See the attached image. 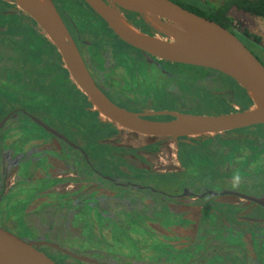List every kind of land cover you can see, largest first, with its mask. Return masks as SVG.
<instances>
[{"label":"flooded vegetation","instance_id":"flooded-vegetation-1","mask_svg":"<svg viewBox=\"0 0 264 264\" xmlns=\"http://www.w3.org/2000/svg\"><path fill=\"white\" fill-rule=\"evenodd\" d=\"M52 1L95 82L117 105L140 113L252 105L220 72L196 70L185 81L186 71L165 68L173 63L148 62L84 0ZM121 11L144 33L159 34L144 16ZM36 28L43 37H33ZM52 44L29 14L0 0V227L57 264L97 263L51 243L101 264H264V205L254 200L264 199V127L174 139L102 122L79 99ZM133 201L145 211L119 206L126 216L118 226L100 206Z\"/></svg>","mask_w":264,"mask_h":264},{"label":"water","instance_id":"water-1","mask_svg":"<svg viewBox=\"0 0 264 264\" xmlns=\"http://www.w3.org/2000/svg\"><path fill=\"white\" fill-rule=\"evenodd\" d=\"M8 1L29 14L44 30L62 55L70 78L88 97L102 122L110 120L143 136L174 139L220 135L264 125V64L232 30L187 10L173 0L84 1L120 39L144 52L148 62L155 63V57L175 64L218 71L245 90L253 102L249 108L217 114L171 111L140 113L123 108L109 99L95 82L52 0ZM121 9L144 16L146 22L168 38L140 31L128 21ZM164 114L174 118L167 121L146 118ZM254 200L264 205V199ZM35 245L0 227V264H57ZM50 245L80 260L101 264L56 244Z\"/></svg>","mask_w":264,"mask_h":264},{"label":"trees","instance_id":"trees-1","mask_svg":"<svg viewBox=\"0 0 264 264\" xmlns=\"http://www.w3.org/2000/svg\"><path fill=\"white\" fill-rule=\"evenodd\" d=\"M173 1L176 2L177 4L181 5L182 7L186 8L187 10H190V11L196 13L197 15H200L202 17H205V18H208V19H211L213 21H216V22L220 23L221 25H223L224 27H226L227 29H230V30L237 29V28L234 27L233 19L230 16V11H231L232 8H235V9H237L239 11H243L245 13H248V14L254 16V17H257V18H260V19H264V0H221L220 3H218V6L216 5L217 7L212 9V10L211 9L210 10L205 9L197 1L195 2V4H193V3H185V2H183L181 0H173ZM125 16L128 19V21H129V18L127 17L126 14H125ZM146 24H148V22H146ZM135 27H137V26H135ZM137 28L140 31L144 32L141 29L140 26H138ZM240 29L241 28H238V30L241 32V34L244 37H246L248 40H252V41L254 40L258 44L261 42V38L260 37L256 36L255 34H252L251 32H249L246 29H241V30ZM47 39L49 40L48 37H47ZM49 42L52 44V42L50 40H49ZM175 65L177 67L176 69H182V70L186 71L185 74H182V75L186 76V78H183L185 81H187V80L189 81V79L192 80V81L195 80L192 77H193L194 74H197V73H194L193 71H196V70L197 71H203V70L204 71H213V70L208 69V68L197 67V66H190V65L177 64V63ZM65 72L67 73V77L69 76L68 78H69L70 82H72V84L74 85L73 87L75 88V90H77V94H78L79 99L81 100V102L83 104L89 105L90 107H93V104L89 101L88 97L85 94H83L78 89V87L75 85L73 80L70 78V75H68V71L66 69H65ZM213 72L219 73V72H216V71H213ZM219 74L223 75L221 73H219ZM230 80H231V78H230ZM231 81L234 82V80H231ZM241 91H244V90L241 89ZM248 97H249V95H248ZM249 99H251V98L249 97ZM251 102H252V100H251ZM98 115H99V113H98ZM253 127L254 128L255 127L256 128H262V127H264V125H258V126H253ZM253 127H249V128H246V129H251ZM92 129L94 130V127H92ZM93 130H92V132H93ZM96 130H97V128H96ZM97 133H99V132L96 131V134ZM109 164H111V163H109ZM109 164H108V166H109ZM108 184H109L110 188H112V187L116 188L112 183L111 184L108 183ZM134 202L135 201H133V203L131 202L130 205H128V204L123 205V204H119V202H117L111 208L108 205H105V204L100 205V206H105V208H107L109 210L108 212L110 214H113V217L111 216L112 218H108V219H110L109 222H113V223H115L118 226V225H124L122 215L126 216V213L124 211L125 209H126V212H129L128 211L129 209L132 210L133 212H135V211H137V212L145 211V209H143V208H139L138 209L137 203H134ZM119 206L120 207L121 206L125 207V209H120ZM99 210H100L101 213L107 212L106 209H104V208L103 209L100 208ZM218 243H221V241H219ZM163 250H165V248H163ZM167 251L168 250H166V252ZM158 264H160V262ZM161 264H172V263L161 261Z\"/></svg>","mask_w":264,"mask_h":264},{"label":"rangeland","instance_id":"rangeland-1","mask_svg":"<svg viewBox=\"0 0 264 264\" xmlns=\"http://www.w3.org/2000/svg\"><path fill=\"white\" fill-rule=\"evenodd\" d=\"M181 1H183L185 3H193V4H195V2L197 1L205 9H207V10L211 9L212 10V9H214V8H216L218 6V3H220L221 0H181ZM230 16L233 19L234 27L237 28L235 30H237L239 33H241V32L238 30V28L246 29L249 32H251L252 34H255L256 36L261 38V42L259 44L256 43L254 40L253 41L249 40V41L251 42V45L257 51V53L264 59V19H260V18L254 17V16H252V15H250L248 13L239 11V10H237L235 8L231 9ZM157 35H159V36H161L163 38H168L167 35H165L164 33L160 32V31H159V34H157ZM33 37H43L42 32L38 28H36L33 31ZM50 50H51V53H53V54H51V56L55 55L52 46H51ZM173 64L172 65L166 64L165 68L168 69V70L171 69V68L174 69L176 67V65H173ZM178 70L180 72L184 71L182 69H178ZM179 85L177 84V86L180 88ZM252 104H253V102H252ZM215 112L217 113V111L214 110L213 108L193 109V110L190 111V113H194V114H199V113H201V114H214ZM101 116L106 117L103 114H101ZM212 136H216V135H212ZM206 137H210V136H206ZM197 138L200 139V138H204V137H197ZM97 231H98V233L100 235L102 234V231H100V230H97ZM113 238L114 237H112V239ZM117 247H119V245Z\"/></svg>","mask_w":264,"mask_h":264}]
</instances>
